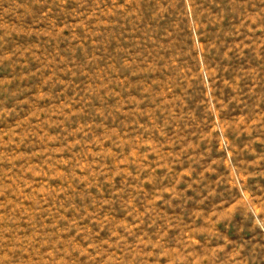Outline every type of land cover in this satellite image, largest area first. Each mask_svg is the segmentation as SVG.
Returning a JSON list of instances; mask_svg holds the SVG:
<instances>
[{
    "label": "rangeland",
    "instance_id": "obj_1",
    "mask_svg": "<svg viewBox=\"0 0 264 264\" xmlns=\"http://www.w3.org/2000/svg\"><path fill=\"white\" fill-rule=\"evenodd\" d=\"M0 264H264V0H0Z\"/></svg>",
    "mask_w": 264,
    "mask_h": 264
}]
</instances>
